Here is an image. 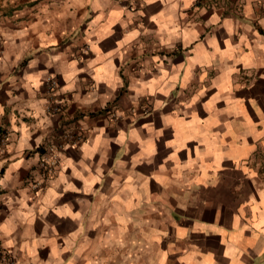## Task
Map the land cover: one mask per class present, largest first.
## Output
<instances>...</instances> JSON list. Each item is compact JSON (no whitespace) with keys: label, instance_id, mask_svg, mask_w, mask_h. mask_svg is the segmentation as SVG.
Listing matches in <instances>:
<instances>
[{"label":"crops","instance_id":"obj_1","mask_svg":"<svg viewBox=\"0 0 264 264\" xmlns=\"http://www.w3.org/2000/svg\"><path fill=\"white\" fill-rule=\"evenodd\" d=\"M0 38V264H264V0H0Z\"/></svg>","mask_w":264,"mask_h":264},{"label":"built area","instance_id":"obj_2","mask_svg":"<svg viewBox=\"0 0 264 264\" xmlns=\"http://www.w3.org/2000/svg\"><path fill=\"white\" fill-rule=\"evenodd\" d=\"M3 41L0 38V50L2 47ZM1 53V51H0ZM46 86L48 93L50 96H54L55 90L57 88V82L54 78H49L46 80ZM52 102V101H50ZM53 103V102H52ZM47 113L54 115L61 112V108L55 106L54 104L47 109ZM2 142H6L7 136H1ZM80 141L82 140V136L80 133L75 132L72 129L67 130L66 128L60 129L56 131L52 137L50 142L43 145L41 159L38 164V170L40 171V180H36L33 183V188L36 192L41 190L44 182L48 181L49 178L52 177L56 168L58 166L60 156L67 149V146L71 143V141ZM4 258V256H3ZM8 264H13L12 259H8Z\"/></svg>","mask_w":264,"mask_h":264},{"label":"trees","instance_id":"obj_3","mask_svg":"<svg viewBox=\"0 0 264 264\" xmlns=\"http://www.w3.org/2000/svg\"><path fill=\"white\" fill-rule=\"evenodd\" d=\"M2 259H3V255H2V252L0 251V262H1Z\"/></svg>","mask_w":264,"mask_h":264},{"label":"rangeland","instance_id":"obj_4","mask_svg":"<svg viewBox=\"0 0 264 264\" xmlns=\"http://www.w3.org/2000/svg\"><path fill=\"white\" fill-rule=\"evenodd\" d=\"M212 7L215 8V7H216V4H214V5H210V8H212Z\"/></svg>","mask_w":264,"mask_h":264}]
</instances>
